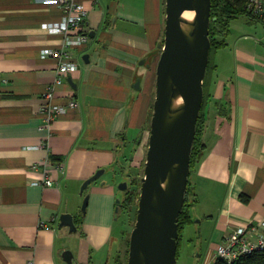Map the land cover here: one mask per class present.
<instances>
[{
  "label": "crops",
  "instance_id": "obj_1",
  "mask_svg": "<svg viewBox=\"0 0 264 264\" xmlns=\"http://www.w3.org/2000/svg\"><path fill=\"white\" fill-rule=\"evenodd\" d=\"M78 1L87 40L67 49L77 69L58 81L57 58L40 51L59 49L63 37L40 25L59 21L60 7L0 0V264H65L64 250L78 264H111L115 233L123 237L135 201L115 213L116 184L126 175L135 182L145 160L157 56L148 66L139 61L163 40L164 0ZM223 43L209 54L203 150L189 174L201 264L237 227L252 224L264 235V25L236 17ZM48 107L62 111L46 124ZM48 157L52 187L36 183L42 173L34 166ZM101 168L108 174L81 194ZM62 213L72 215L75 233L58 228Z\"/></svg>",
  "mask_w": 264,
  "mask_h": 264
},
{
  "label": "water",
  "instance_id": "obj_2",
  "mask_svg": "<svg viewBox=\"0 0 264 264\" xmlns=\"http://www.w3.org/2000/svg\"><path fill=\"white\" fill-rule=\"evenodd\" d=\"M210 9L211 0H164L163 40L139 61V65L148 66L149 57L157 56L148 144L126 264H176L178 218L184 204L209 59ZM184 12L193 13L191 21L182 19ZM82 59L86 62L87 55ZM132 87L140 89L139 78ZM177 99L180 104L174 105ZM105 172L106 168L98 169L84 180L80 193ZM129 187L130 181L125 178L117 184L120 193L115 199L116 214L122 193ZM87 202L88 193L82 199V214ZM62 227L76 232L71 214L59 215L58 228ZM60 257L65 264H78L70 250L62 251Z\"/></svg>",
  "mask_w": 264,
  "mask_h": 264
},
{
  "label": "built area",
  "instance_id": "obj_3",
  "mask_svg": "<svg viewBox=\"0 0 264 264\" xmlns=\"http://www.w3.org/2000/svg\"><path fill=\"white\" fill-rule=\"evenodd\" d=\"M56 3L62 15L57 22H45L40 25V28L48 34L62 35V43L59 49L46 48L40 51V57L54 56L58 60L56 72L58 81L61 75L77 69V64L72 60L67 49L82 45L87 40V35L80 33V26L86 17V10L78 0H51ZM246 9L249 11L253 19L259 20L264 25V0H248ZM70 106L76 105L74 100H70ZM62 107H48L45 113L46 124L55 116L59 115ZM51 159L46 158L40 165L34 166L42 173V179L36 183L44 187H52L55 183L49 179ZM55 167L60 169V163L55 164ZM43 226V224H40ZM264 227V221L261 223ZM264 249V235L258 231V227L248 224L244 227H237L232 230L228 236L220 243L215 250V258H220L228 262L252 253L255 250ZM213 259V260H214ZM212 262L205 263L211 264Z\"/></svg>",
  "mask_w": 264,
  "mask_h": 264
},
{
  "label": "trees",
  "instance_id": "obj_4",
  "mask_svg": "<svg viewBox=\"0 0 264 264\" xmlns=\"http://www.w3.org/2000/svg\"><path fill=\"white\" fill-rule=\"evenodd\" d=\"M247 1L248 0H211L210 21L208 27L209 30L208 36L210 39V51L218 47H221L224 44L223 37L228 32V25L230 20L242 15L252 18L249 11H247L246 9ZM210 68H211V64L208 59L205 77ZM203 85H204V81H203ZM205 101H206V94L203 87V99H202L199 116L196 122L195 137L190 154V162H189L190 172L192 171L195 162L198 160L203 150V145L201 142V134L204 123L202 109L205 104ZM134 183L135 182H131L129 189L122 193V199L120 204L118 205V213L121 212L122 210H127L130 205V202H132L133 199L135 198V195L137 194L136 188L132 189ZM191 189L192 188L189 184V178H188L187 188L184 195V204L178 218L179 235L177 239V251L179 248V241H180L181 230L183 228V225L191 222L189 209H191V207L194 204L193 193ZM176 257H177V252H176ZM211 264H264V249L255 250L250 254L240 256L230 262L220 258H215Z\"/></svg>",
  "mask_w": 264,
  "mask_h": 264
},
{
  "label": "rangeland",
  "instance_id": "obj_5",
  "mask_svg": "<svg viewBox=\"0 0 264 264\" xmlns=\"http://www.w3.org/2000/svg\"><path fill=\"white\" fill-rule=\"evenodd\" d=\"M152 105H153V101H152ZM106 174H108V172H105L101 177H103ZM142 175H143V168H142L139 178H137L134 183V188H136L137 194L135 195V198H134L135 201H134V204L131 210L125 216V221H126L125 227L126 228H125L123 237L120 238V235H117V233H115V240H114L115 243L114 242L112 243V247H111L112 255L111 256L113 257L115 255L114 253L115 251H117V254L115 258L111 259L112 260L111 264H126L129 235L135 223V215H136L137 200H138V195H139L140 179ZM128 176L129 175H126L124 176V178L127 180H130V183H131L132 178L134 177H128ZM117 184H116V187H117ZM189 184L192 188V184L190 180H189ZM192 209H193V206L191 207V210L189 209L192 212L191 213L189 211L191 222L184 224L181 230L182 233L180 236L179 248L177 251L176 264H201L204 259V241L201 239V235H200L201 234L200 223L194 222V220H197L198 218L196 217V214H193ZM119 215L121 214L119 213ZM197 227H199L198 233H197ZM198 235L200 236L198 237Z\"/></svg>",
  "mask_w": 264,
  "mask_h": 264
},
{
  "label": "bare ground",
  "instance_id": "obj_6",
  "mask_svg": "<svg viewBox=\"0 0 264 264\" xmlns=\"http://www.w3.org/2000/svg\"><path fill=\"white\" fill-rule=\"evenodd\" d=\"M192 17H193V13L192 12H184L182 14V19L183 20H187V21H191L192 20ZM181 27L184 29V30H187L188 27L184 24H181ZM177 104H180V100L177 99L175 102H174V105H177Z\"/></svg>",
  "mask_w": 264,
  "mask_h": 264
}]
</instances>
